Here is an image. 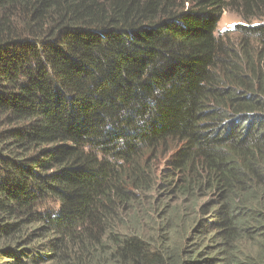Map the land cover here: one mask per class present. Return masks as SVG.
I'll return each mask as SVG.
<instances>
[{
    "label": "trees",
    "instance_id": "1",
    "mask_svg": "<svg viewBox=\"0 0 264 264\" xmlns=\"http://www.w3.org/2000/svg\"><path fill=\"white\" fill-rule=\"evenodd\" d=\"M0 264H264V0H0Z\"/></svg>",
    "mask_w": 264,
    "mask_h": 264
},
{
    "label": "rangeland",
    "instance_id": "2",
    "mask_svg": "<svg viewBox=\"0 0 264 264\" xmlns=\"http://www.w3.org/2000/svg\"><path fill=\"white\" fill-rule=\"evenodd\" d=\"M242 22V18L239 16L238 13L232 12V11H226L224 15L222 16L220 23L218 24L217 28V35L221 37H226L229 35L231 37V40L233 39L235 42H237V38L233 35V28L235 25ZM257 21H255L256 23ZM230 30V31H229ZM173 205H177L176 199H172Z\"/></svg>",
    "mask_w": 264,
    "mask_h": 264
}]
</instances>
